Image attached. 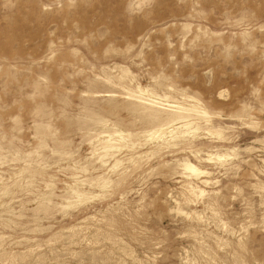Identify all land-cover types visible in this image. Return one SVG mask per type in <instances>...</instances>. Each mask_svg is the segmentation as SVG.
<instances>
[{
	"label": "rangeland",
	"instance_id": "obj_1",
	"mask_svg": "<svg viewBox=\"0 0 264 264\" xmlns=\"http://www.w3.org/2000/svg\"><path fill=\"white\" fill-rule=\"evenodd\" d=\"M0 264H264V0H0Z\"/></svg>",
	"mask_w": 264,
	"mask_h": 264
},
{
	"label": "bare ground",
	"instance_id": "obj_2",
	"mask_svg": "<svg viewBox=\"0 0 264 264\" xmlns=\"http://www.w3.org/2000/svg\"><path fill=\"white\" fill-rule=\"evenodd\" d=\"M171 107H175V108H179L180 110H182L183 111V114L182 115H179L175 120H172V121H170V122H174V121H185V123H182V127H187V126H190L192 123H194V122H192V121H190L189 119H188V113H187V111H185L184 109H187L185 106H180V105H170ZM192 107H193V109L194 110H196L199 114H201V115H203V116H206V111L204 110V109H199L197 106H194V105H192ZM165 126H162L161 128H158L156 131H155V136H161L162 135V133H163V131H164V128ZM180 127V126H179ZM115 131V130H114ZM169 132L171 133L172 132V129L171 130H169ZM103 136H106L105 138H103L101 141H102V145L100 146V148L102 149V155H101V159H103V157H105V156H107V155H114V153H109V151H111V149H113V148H115V142H116V140L118 141V140H122L125 136L123 135V133L122 132H114V133H108V134H104ZM117 137H118V139H117ZM119 138H121V139H119ZM118 143V142H117ZM111 157V156H110ZM109 157V158H110ZM99 158H100V156H99ZM218 158V157H217ZM104 160V159H103ZM102 160V161H103ZM99 161V160H98ZM118 161V160H117ZM116 161V162H117ZM105 162V161H104ZM119 162H121V161H119ZM103 163V162H102ZM104 164V163H103ZM115 164V163H114ZM117 164V163H116ZM116 164L115 165H113L112 166V168L114 167V166H116ZM183 165V167H185V170H189V171H191V173H193V174H196V175H201V173H203V170L201 171V170H199L194 164H192L191 162H189V161H186L185 163H183L182 164ZM84 167V166H83ZM116 168V167H115ZM118 168H119V166H118ZM193 169H195V171H193ZM111 170V169H110ZM79 176H80V174H79ZM186 176V175H185ZM101 177V176H100ZM100 180V179H99ZM109 180V179H108ZM96 181V180H95ZM103 181H105V180H103ZM102 181V182H103ZM202 181V180H201ZM94 182V181H93ZM92 182V183H93ZM206 182V181H205ZM209 183V182H208ZM207 183V184H208ZM106 184V183H105ZM262 184V183H261ZM99 186V185H98ZM189 186H191V185H189ZM188 186V187H189ZM198 187V186H197ZM192 188V187H191ZM71 190V189H70ZM194 190V189H193ZM73 191H75V190H73ZM77 191V190H76ZM194 191H196V190H194ZM200 191H202V190H200ZM203 191H205V190H203ZM140 192V191H139ZM74 193V192H73ZM76 193V192H75ZM193 193V192H192ZM198 193V192H197ZM202 193V192H201ZM206 194V193H205ZM217 194H218V192H217ZM81 195H83V194H81ZM80 195V196H81ZM84 196V195H83ZM200 196H201V194H200ZM78 197V196H77ZM194 197V196H193ZM73 198V197H72ZM79 198V197H78ZM216 199V198H215ZM50 201V200H49ZM66 202V201H65ZM70 202V201H69ZM47 203V202H46ZM191 203V202H190ZM79 204V203H78ZM78 204H76V205H78ZM74 205V204H73ZM75 205V206H76ZM180 205V204H179ZM68 206V205H67ZM62 207V206H61ZM69 208H71L72 207V205L71 206H68ZM188 207V206H187ZM64 211V210H63ZM213 213V212H212ZM81 227V226H80ZM76 229V228H75ZM220 240V239H219ZM38 250V249H37Z\"/></svg>",
	"mask_w": 264,
	"mask_h": 264
},
{
	"label": "snow or ice",
	"instance_id": "obj_3",
	"mask_svg": "<svg viewBox=\"0 0 264 264\" xmlns=\"http://www.w3.org/2000/svg\"><path fill=\"white\" fill-rule=\"evenodd\" d=\"M193 171H195V169H193Z\"/></svg>",
	"mask_w": 264,
	"mask_h": 264
}]
</instances>
